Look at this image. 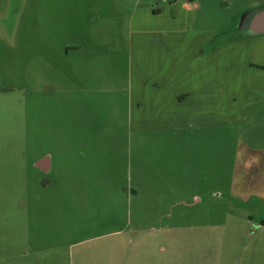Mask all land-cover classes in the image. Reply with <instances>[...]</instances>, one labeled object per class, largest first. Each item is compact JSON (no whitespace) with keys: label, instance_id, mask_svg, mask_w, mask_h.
<instances>
[{"label":"rangeland","instance_id":"obj_1","mask_svg":"<svg viewBox=\"0 0 264 264\" xmlns=\"http://www.w3.org/2000/svg\"><path fill=\"white\" fill-rule=\"evenodd\" d=\"M142 1L0 0V264H237L255 239L264 204H243L230 190L237 151L264 144L247 135L264 122L136 135L135 102L166 55L220 47L218 35L256 0L221 13L229 20L214 43L187 48L179 33L165 44L148 35L144 50L131 25L141 10L149 23ZM248 49L259 53L233 51ZM245 73L223 89L239 106L264 89ZM45 157L47 170L37 167Z\"/></svg>","mask_w":264,"mask_h":264},{"label":"crops","instance_id":"obj_2","mask_svg":"<svg viewBox=\"0 0 264 264\" xmlns=\"http://www.w3.org/2000/svg\"><path fill=\"white\" fill-rule=\"evenodd\" d=\"M162 1V5L158 4L160 0L136 3V7L145 4L149 21L148 24L141 22L138 15L143 13L142 10L135 12L131 18V25L143 39L140 42L142 50L148 42L144 37L148 35L154 37L151 42L156 40L165 44L171 40L172 34L179 33L187 37L183 38L187 48L206 41L214 43V36L211 35L214 32H222L217 31V27L229 20L233 15L230 14L232 11L246 5L241 4V0ZM259 3H264V0L252 1L249 4ZM236 5L239 7L232 9ZM168 12L171 16L167 15ZM225 12L229 13V18L228 15L221 17V13ZM217 13L220 14L219 20ZM263 44L264 36H259L221 43L220 47L212 48L207 54L189 53L190 50L189 54L180 60L166 55L157 72L151 74L153 81L148 91L140 90V94L136 95V98L139 95L135 102V117L139 121L136 125V135L144 132L151 135H204V130L208 129L213 130L214 134H221L224 129L229 132L240 125L251 128L258 122H264V111H255L258 105H254L264 102V89L253 92V101L245 100L241 106L228 98L223 91L231 87L227 84L232 82L229 79L233 77L232 74L241 69L246 72L244 75L251 72L261 80L264 79V46H260ZM244 45L251 49L258 47L259 53L252 54L248 49L247 55L241 54L237 57L239 54L235 52L236 49L241 50ZM222 50H225L227 55L225 61L220 53ZM237 84L233 89H237ZM252 94L243 93V98ZM256 98L258 100L254 101ZM247 135H263L260 139L261 143H264V132L255 133L250 130ZM189 138L190 136L186 137ZM191 138L195 140L194 136ZM254 143L244 142L246 146L238 149L230 190L233 199L251 205L256 199L264 204V144ZM37 167L47 170L50 167L48 158L40 159ZM250 215L252 218L259 214ZM258 219L260 222L252 224L254 226L251 234H255V239L249 245L243 246L237 264H264V216Z\"/></svg>","mask_w":264,"mask_h":264},{"label":"water","instance_id":"obj_3","mask_svg":"<svg viewBox=\"0 0 264 264\" xmlns=\"http://www.w3.org/2000/svg\"><path fill=\"white\" fill-rule=\"evenodd\" d=\"M227 32L221 35L226 38L224 43L236 40L230 36H234L237 32H244L250 37L264 35V5L253 6L241 11L237 15L234 26Z\"/></svg>","mask_w":264,"mask_h":264},{"label":"flooded vegetation","instance_id":"obj_4","mask_svg":"<svg viewBox=\"0 0 264 264\" xmlns=\"http://www.w3.org/2000/svg\"><path fill=\"white\" fill-rule=\"evenodd\" d=\"M257 5H264V3H259V4H255L253 6H257ZM251 6V7H253ZM223 33L225 34L226 31H223ZM261 36H264V35H261ZM232 39H236L234 41H237V40H242V39H246V38H249L250 36H247L244 32H237L235 33L234 36H230ZM253 37H259V36H253Z\"/></svg>","mask_w":264,"mask_h":264}]
</instances>
